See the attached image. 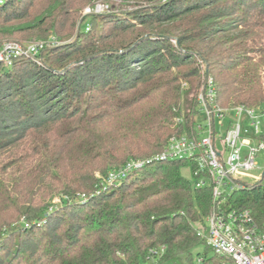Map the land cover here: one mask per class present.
Here are the masks:
<instances>
[{
    "label": "trees",
    "instance_id": "16d2710c",
    "mask_svg": "<svg viewBox=\"0 0 264 264\" xmlns=\"http://www.w3.org/2000/svg\"><path fill=\"white\" fill-rule=\"evenodd\" d=\"M94 1L0 3V45L81 29L44 66H0V151L36 137L0 165L24 162L0 176V264H143L161 245L159 264H194L197 248L209 256L198 230L215 201L184 175L189 161L149 163L107 190L102 177L192 132L206 71L222 107L264 105V0H156L134 22L83 18ZM224 206L263 222L264 176Z\"/></svg>",
    "mask_w": 264,
    "mask_h": 264
},
{
    "label": "built area",
    "instance_id": "2783aa9c",
    "mask_svg": "<svg viewBox=\"0 0 264 264\" xmlns=\"http://www.w3.org/2000/svg\"><path fill=\"white\" fill-rule=\"evenodd\" d=\"M105 9L103 4L96 6V11ZM59 43L52 36L27 43L5 41L0 45V66H10L19 57H37ZM216 95L213 77L204 75L198 95V115L205 117L206 124L197 120L191 133L171 136L161 152L149 158L130 159L110 170L102 178V189L115 187L130 173L149 163L187 160L195 187H211L215 201L214 209L204 219L198 234L205 238L219 261H208L211 256L203 254L198 256L197 264H264V221L257 222L251 208L224 206L230 194L249 188L263 178L251 175V171L259 169L257 157L264 152V105L239 104L225 108L216 101ZM248 177L257 181L249 183L245 180ZM165 251V245L150 249L143 264H159Z\"/></svg>",
    "mask_w": 264,
    "mask_h": 264
},
{
    "label": "rangeland",
    "instance_id": "374dc122",
    "mask_svg": "<svg viewBox=\"0 0 264 264\" xmlns=\"http://www.w3.org/2000/svg\"><path fill=\"white\" fill-rule=\"evenodd\" d=\"M154 1H156V0H95L93 3L88 4L87 6L84 7V9L82 10V16H83V18L84 17L86 18L88 16L89 17L92 16V14H100V13L105 12V13H109L111 15H114V14L118 15V16H120V18H125V19L131 20L134 22L132 17L129 16L127 13L134 11L136 9H141L143 7H149L151 4H153ZM162 1L166 2L167 0H162ZM98 4H103L106 9L101 10V11L100 10L96 11V6ZM90 8H93V9H91V11L88 12L87 10ZM86 21H89V20H86ZM86 26H87L86 27V31H87L88 28H90V25L87 24ZM137 26L141 28V26L139 24H137ZM76 30H77V33L68 39H62L61 40V39H58L57 36H55V35H49L48 37L41 38V39H29V38L25 39V42H23V43L33 42V41L35 42V41L42 40V39H48L52 36V37H56L58 39V41L60 42L58 45H54V46L46 48L44 52L42 51L43 54H40L37 57H31L30 61H32L33 65L35 64L37 66H44L45 65V59L47 58L48 50L56 49L57 47H59L63 44H67L69 42L76 40L77 37L79 36L80 32H81V29L78 28ZM9 40L14 41V39H9ZM171 41L173 43H176V40L174 38H172ZM198 120L200 123H202L204 125L206 124L205 117L202 114L198 115ZM33 137H35V136H30L24 140V141H27L28 144H23L24 143L23 142V143L17 145V147H13V148L5 150V151L4 150L0 151V153L2 154L1 158H0V165L7 163L8 160L10 161L11 157H14V158L19 157V156L22 157V156L31 154L30 151L32 149H31V147H29V145L30 144L33 145V141L35 140ZM5 154H7L9 157L2 159V156H6ZM5 159H7V160H5ZM23 163L24 162H19V164L16 163L14 166L10 165L8 167V171H5V168H7V167L2 168L0 166V176H2V174H4L5 172H9V171L11 172L12 170L15 171V169H17L18 167L22 169V166H20V165H22ZM257 166L259 169L251 171V175H254L256 177H258V176L261 177L262 173L264 172V152L260 153V155L257 157ZM18 172L19 171H17V173ZM101 175L102 174L100 171L95 172L96 177H101ZM184 175L186 177H188L189 179H192V175H191L189 170H185ZM245 180L249 183H255L257 181L255 178H252V177L245 178ZM17 226H18L17 223L14 222L13 228H15ZM204 251L205 250L203 247H199L195 250L196 256H195V263L194 264H197L198 256L203 255ZM208 255L213 256V251L209 250Z\"/></svg>",
    "mask_w": 264,
    "mask_h": 264
},
{
    "label": "water",
    "instance_id": "95a60500",
    "mask_svg": "<svg viewBox=\"0 0 264 264\" xmlns=\"http://www.w3.org/2000/svg\"><path fill=\"white\" fill-rule=\"evenodd\" d=\"M205 76H206V78L208 77V72L207 71L205 72ZM262 176H264V172L262 173Z\"/></svg>",
    "mask_w": 264,
    "mask_h": 264
}]
</instances>
